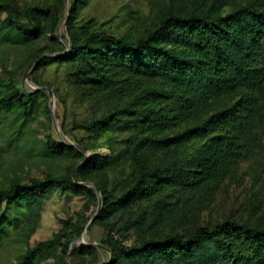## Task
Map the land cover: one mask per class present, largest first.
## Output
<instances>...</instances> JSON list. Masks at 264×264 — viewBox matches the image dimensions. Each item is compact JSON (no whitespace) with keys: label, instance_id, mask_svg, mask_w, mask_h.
<instances>
[{"label":"trees","instance_id":"1","mask_svg":"<svg viewBox=\"0 0 264 264\" xmlns=\"http://www.w3.org/2000/svg\"><path fill=\"white\" fill-rule=\"evenodd\" d=\"M85 1L71 0L69 48L35 57L39 67L69 64V91L61 99L67 104L71 94V102L85 108L87 117L75 124L84 136L77 147L50 136L45 145L54 156L81 163L75 176L67 172L0 188V234L17 228L24 235L32 229L43 201L60 187L95 198L79 181L105 171L113 158L84 152L111 148L126 134L121 141L138 166L137 175L119 193L98 187L102 206L94 220L110 230L133 228L139 237L128 245L108 236L111 258L104 264H264V226L226 219L197 225L187 235L160 236L152 221L167 199H207L236 177L264 133V0H204L185 11L166 12L140 36L79 31L70 19ZM36 10L50 17L49 26H42L32 10L22 22L16 9L0 3V44L30 46L48 38L59 16L51 5ZM40 93V88L31 93L10 89L0 96V108L32 114ZM160 154L169 158L163 161ZM117 216L124 221H115ZM58 243V236L38 241L9 264H33Z\"/></svg>","mask_w":264,"mask_h":264},{"label":"rangeland","instance_id":"2","mask_svg":"<svg viewBox=\"0 0 264 264\" xmlns=\"http://www.w3.org/2000/svg\"><path fill=\"white\" fill-rule=\"evenodd\" d=\"M204 0H87L70 21L79 31L105 30L116 35L130 32L133 36L144 35L168 11L181 12L201 5ZM17 10L20 21H27L32 10L42 26H49L50 17L38 15L36 8L53 6L59 19L48 38L38 43L0 44V96L10 89L23 93L35 92L38 87L43 94L36 95L32 114H15L0 108V188L13 182L30 183L33 179L58 176L69 172L75 176L80 158L54 156L45 143L48 136L64 145L77 147V140L84 133L76 128L78 120L86 118L83 106L67 104L61 96L66 94L69 64L53 62L36 66V54L49 58L61 54L70 46L69 19L71 0H0ZM3 17L6 16L4 12ZM57 38V39H54ZM47 89L53 94L49 96ZM126 134H120L111 148L89 147L85 156L105 153L113 158L103 172L91 173L87 180L97 188L106 187L119 193L135 179L138 166L133 164L127 143L122 142ZM169 155L160 154L167 160ZM95 193V198L83 192L75 194L60 187L45 199L40 208L35 226L28 232L18 234V229L9 228L0 234V264L17 261L38 241L59 237V243L36 258L33 264H100L110 256L106 240L108 236L125 244H132L139 237L133 228L124 225L120 230H110L104 223L94 220L102 206V197L94 186L85 184ZM165 209L152 218L158 224L156 235H187L197 225L211 226L226 219L264 226V133L258 135L256 143L241 163L236 177L220 184L216 192L207 199L175 201L167 199ZM164 216L165 219L163 218ZM93 217V219H92ZM163 218V219H162ZM91 220V221H90ZM122 223L124 219L115 217ZM97 244V245H96ZM100 244V245H98ZM90 246V250H80Z\"/></svg>","mask_w":264,"mask_h":264},{"label":"water","instance_id":"3","mask_svg":"<svg viewBox=\"0 0 264 264\" xmlns=\"http://www.w3.org/2000/svg\"><path fill=\"white\" fill-rule=\"evenodd\" d=\"M38 88H40V87H38ZM37 88V89H38ZM47 92H48V94H49V96H51L52 94H53V92L50 90V89H47ZM81 184H83V185H85V184H87V185H92V186H94L95 187V189L99 192V189L93 184V183H91V182H87V183H81ZM102 202L100 201V204H101ZM96 216V214L93 216V217H95ZM93 217H92V219H93ZM91 221V220H90ZM97 245V244H96ZM98 245H100V244H98ZM108 249V248H107ZM109 258H111V254H110V256H109ZM100 264H104V262H102V263H100Z\"/></svg>","mask_w":264,"mask_h":264}]
</instances>
